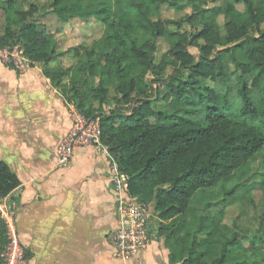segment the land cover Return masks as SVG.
I'll return each mask as SVG.
<instances>
[{
    "label": "trees",
    "instance_id": "1",
    "mask_svg": "<svg viewBox=\"0 0 264 264\" xmlns=\"http://www.w3.org/2000/svg\"><path fill=\"white\" fill-rule=\"evenodd\" d=\"M45 1L62 23L100 22L102 36L89 47L59 52L54 34L37 21L26 22L37 11L34 4L23 11L18 0H5L0 48L19 45L67 105L99 117L100 141L128 177L129 195L153 205L157 235L165 234L170 248L169 264H264V253L253 243L246 247L220 224L223 208L237 199V187L226 185L264 148V0L212 8H206L207 0H123V6L120 0ZM164 5L190 8L184 20L196 19L200 28L187 34L177 26L170 30L177 24L159 19ZM157 39L170 44L159 64L153 56ZM194 43L198 58L178 48ZM65 60L71 64L64 66ZM165 66L175 75L164 80L157 76ZM160 100L164 106L157 108ZM114 103L134 106L129 113H101ZM18 187L0 162V199ZM216 188L227 197L223 204H205V212L196 215L198 196ZM5 245L0 221V263ZM251 254L261 255V262L246 260Z\"/></svg>",
    "mask_w": 264,
    "mask_h": 264
},
{
    "label": "crops",
    "instance_id": "2",
    "mask_svg": "<svg viewBox=\"0 0 264 264\" xmlns=\"http://www.w3.org/2000/svg\"><path fill=\"white\" fill-rule=\"evenodd\" d=\"M70 106L40 65L17 73L0 62V162L20 183L3 202L17 205L29 264H168L157 238L137 257L115 253L119 221L103 153L79 149L66 168L57 166Z\"/></svg>",
    "mask_w": 264,
    "mask_h": 264
},
{
    "label": "rangeland",
    "instance_id": "3",
    "mask_svg": "<svg viewBox=\"0 0 264 264\" xmlns=\"http://www.w3.org/2000/svg\"><path fill=\"white\" fill-rule=\"evenodd\" d=\"M4 1L5 0H0L1 6L3 5ZM129 1L131 0H124L125 3ZM231 1L232 0H207L206 8L223 7L225 3ZM18 2L20 6L23 7V11L26 10L30 4H34V6H36L37 11L32 17H28L26 22L37 21L44 26L45 33L54 34L57 41V50L59 52H65L66 50L79 45H85L89 47L93 41L98 40L103 34L104 28L98 21L92 20L90 22H84L80 20H71L68 23L60 22L54 13L51 12L49 4L45 0H18ZM120 5L123 6V0H120ZM237 9L243 11V7L240 5H237ZM189 15L190 8L188 7H182L180 10H176L169 7L168 5H164L160 9L159 19L165 22H176L177 25H169L170 30H175L174 28L177 26L180 28L178 29L180 34H187L193 33L200 28V23L196 19L191 21V23L185 22V17ZM154 20H157V18H154ZM218 23L219 30L223 34L224 20L222 15L219 16ZM4 27L5 16L3 10H0V34L3 33ZM260 29H264V23L260 25ZM255 32V30H251L250 33L255 35ZM199 43L201 44L202 42ZM198 46V43H194L193 45H189L187 47L179 46L178 48L186 50L195 58H198ZM169 49L170 44L168 40L157 39L155 43V49L153 51V56L155 58L154 63H161L163 55L167 53ZM79 51L82 52V50ZM70 64L71 61L65 60L64 66H69ZM171 75H175V70L172 66H165L160 75L157 77L164 78L165 80L166 77ZM150 76V74L147 75V77ZM206 83L210 87L213 85L210 81ZM161 84H164V82H161ZM114 96V93L111 91L110 97L113 98ZM133 106V104L127 105L123 103H114L111 105L110 109L107 106H104L103 112L101 113H108V111L113 109L118 110L120 113H129ZM163 106L164 103L162 100L156 102L157 108H161ZM99 113L100 112L96 114ZM95 118L99 119L97 116ZM234 185L237 187V191L233 197L237 199H235L233 203L228 204L226 208H223L224 215L221 218L220 224L227 226L230 231L239 235L241 241L246 247L251 242L256 248L264 253V148L256 155L246 170L236 174L232 183H228L226 185V189H229ZM225 198L227 197L222 194L220 188H216L204 195H199V204L197 207H195V214L197 215L201 212H205V209L203 208L205 204L220 202L222 205V200ZM247 199H250L252 204L248 203ZM146 205L147 212L150 214L149 229L151 236H155V238H157L158 241L162 243L165 249L168 250L169 256L170 248L164 242L165 234L157 235L160 222L157 218L156 212L154 211L153 205ZM192 221H194V219ZM251 257L252 254L247 256L246 260L254 259V261L257 263L261 262V255L254 256L252 259Z\"/></svg>",
    "mask_w": 264,
    "mask_h": 264
},
{
    "label": "built area",
    "instance_id": "4",
    "mask_svg": "<svg viewBox=\"0 0 264 264\" xmlns=\"http://www.w3.org/2000/svg\"><path fill=\"white\" fill-rule=\"evenodd\" d=\"M0 62L17 73L25 72L31 65L19 45L0 48ZM69 116V131L56 148L57 166L66 168L79 149L94 148L103 153L108 162V175L115 195V212L119 221L112 236L115 253L123 258L137 257L156 239L150 233L147 205L128 194V177L120 172L100 141L99 119L85 117L73 106L69 107ZM0 221L4 225L6 238L0 264H29L26 249L18 233L15 203L6 205L3 199H0Z\"/></svg>",
    "mask_w": 264,
    "mask_h": 264
}]
</instances>
